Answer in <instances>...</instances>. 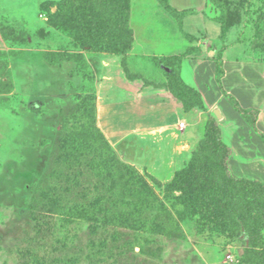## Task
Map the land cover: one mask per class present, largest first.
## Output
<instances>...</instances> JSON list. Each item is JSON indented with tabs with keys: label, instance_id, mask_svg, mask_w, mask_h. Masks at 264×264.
Segmentation results:
<instances>
[{
	"label": "rangeland",
	"instance_id": "rangeland-1",
	"mask_svg": "<svg viewBox=\"0 0 264 264\" xmlns=\"http://www.w3.org/2000/svg\"><path fill=\"white\" fill-rule=\"evenodd\" d=\"M207 2L181 31L161 5L131 1L128 72L123 54L94 39L105 30L84 0H0V264H264V228L234 234L211 212L197 159L208 114L185 112L169 89L171 58L220 56L221 18L262 57L264 0ZM196 160L203 181L192 176ZM96 168L129 198L142 175L163 231L83 213L101 186Z\"/></svg>",
	"mask_w": 264,
	"mask_h": 264
},
{
	"label": "trees",
	"instance_id": "trees-1",
	"mask_svg": "<svg viewBox=\"0 0 264 264\" xmlns=\"http://www.w3.org/2000/svg\"><path fill=\"white\" fill-rule=\"evenodd\" d=\"M84 1L89 5L87 10L88 16H86V18L94 21L92 26L96 29L105 30V32H99L94 39L103 38L114 53L123 54L125 56V69L129 72V56H127L126 53L130 49L134 37L133 30L130 29L129 26L131 16L130 4L132 0ZM157 1L164 11L177 19L178 26L181 31H183L182 26L184 18L200 13L209 0H205L203 7L191 8L183 11L175 9L170 4L169 0ZM205 15L209 20H213L209 15ZM218 22L221 24V37L222 40H224L227 31L232 28V26L227 23L225 17L221 18ZM185 37L194 40L193 37L187 34H185ZM196 54L201 55V52L197 51ZM187 55H189V52L185 54V56ZM185 56H175L170 60L173 66L172 81L169 89L183 103L185 112L197 109L208 114L204 152L197 159L200 163L202 160L205 162L204 168L207 169V178H205L207 181L205 180V182L209 185V192L212 193L213 191V196L208 200L211 212L221 213L223 222L235 227L234 234H241L244 232L251 236L264 228V182L260 179L239 178L233 174L229 162L234 152L233 149L223 141L222 130L218 119L206 109L201 93L188 86L182 79L181 65ZM215 62L216 82L220 90L226 94L222 84L224 69L221 56H218ZM227 97L236 111L247 119L253 130L258 133L261 140L264 142V135L258 131L256 127L259 111L242 109L234 97L230 95ZM198 160H196L193 165L196 169L192 173V176L203 181L204 177L199 173V170L203 168V166L200 165ZM102 169L106 170L105 168ZM94 172L98 177L101 188L96 186L97 188H95V190L97 194L88 202L93 203L91 207L88 208V204H80L79 207H84L83 210L87 211L83 213L91 215L89 211L94 210L96 211L95 215L99 216L100 219L108 217V215L112 213L115 218H112L111 222L113 223L115 221L119 223L121 225L120 227L128 228V226L136 225L139 229H134L138 231L147 229L163 231L161 228L162 226L158 225L160 221L154 216L156 211L155 202L158 201L157 197L148 181L142 175L139 174L136 178L131 177L130 182L133 188L127 190V192L130 193L131 201L127 202L130 198L125 197L123 193L118 195L117 185L114 182L110 184L107 178L109 174L103 176L104 173H102L100 168L94 169ZM190 189L191 186H188L187 191L190 192V197L198 198V195L196 196L195 192L190 191ZM117 195L119 197H117ZM112 209H115V212L112 211ZM127 210H129V212H127ZM64 213H66V210ZM102 224L107 223L103 221ZM257 244L263 243L257 242Z\"/></svg>",
	"mask_w": 264,
	"mask_h": 264
},
{
	"label": "crops",
	"instance_id": "crops-1",
	"mask_svg": "<svg viewBox=\"0 0 264 264\" xmlns=\"http://www.w3.org/2000/svg\"><path fill=\"white\" fill-rule=\"evenodd\" d=\"M152 1L158 5L156 4L154 10H150L156 12L160 4L157 0ZM169 1L175 9L183 11L191 9L188 6L195 0ZM193 17L196 16L185 17L183 26L185 27L187 18ZM206 22L213 23L208 19ZM239 37V30L232 27L227 31L224 39L223 50L221 49L220 52L224 69L223 88L227 95L234 97L242 109L259 111L256 127L264 135V54L260 58L251 57L250 47L239 42ZM196 56L183 59L181 68L183 75L187 71V76L182 79L188 86L201 93L209 112L216 109L220 111L222 117L218 122L223 141L234 152L229 162L233 174L239 178L260 179L264 182V142L220 90L216 82V59L201 57L198 54ZM208 69H210V85L204 76L205 72L208 74Z\"/></svg>",
	"mask_w": 264,
	"mask_h": 264
},
{
	"label": "water",
	"instance_id": "water-1",
	"mask_svg": "<svg viewBox=\"0 0 264 264\" xmlns=\"http://www.w3.org/2000/svg\"><path fill=\"white\" fill-rule=\"evenodd\" d=\"M214 115L216 116L217 119H221V117H222L219 110H215Z\"/></svg>",
	"mask_w": 264,
	"mask_h": 264
},
{
	"label": "built area",
	"instance_id": "built-area-1",
	"mask_svg": "<svg viewBox=\"0 0 264 264\" xmlns=\"http://www.w3.org/2000/svg\"><path fill=\"white\" fill-rule=\"evenodd\" d=\"M181 127L184 128V127H185V123H182V124H181Z\"/></svg>",
	"mask_w": 264,
	"mask_h": 264
}]
</instances>
